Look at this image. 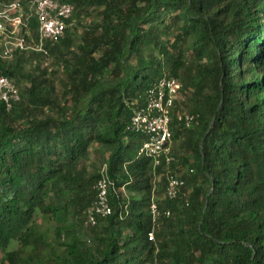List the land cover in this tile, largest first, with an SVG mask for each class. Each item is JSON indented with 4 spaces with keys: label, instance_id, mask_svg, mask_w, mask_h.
Wrapping results in <instances>:
<instances>
[{
    "label": "trees",
    "instance_id": "obj_1",
    "mask_svg": "<svg viewBox=\"0 0 264 264\" xmlns=\"http://www.w3.org/2000/svg\"><path fill=\"white\" fill-rule=\"evenodd\" d=\"M60 1L74 13L46 43L52 67L0 59L27 83L11 110L0 102V263L264 264V0ZM164 76L183 88L174 162L155 167L130 125ZM105 165L112 214L92 226Z\"/></svg>",
    "mask_w": 264,
    "mask_h": 264
},
{
    "label": "built area",
    "instance_id": "obj_2",
    "mask_svg": "<svg viewBox=\"0 0 264 264\" xmlns=\"http://www.w3.org/2000/svg\"><path fill=\"white\" fill-rule=\"evenodd\" d=\"M74 13V6L60 0H14L9 4H0V59L10 62L17 52L49 55L46 43L60 42L66 35ZM36 21V30L31 23ZM182 83L175 78L164 76L151 87L144 108L137 111L131 121L130 129L143 136L139 156L150 157L154 165L159 166L165 158L168 164L174 162L171 156L172 132L171 115L176 101L181 97ZM21 101V92L16 83L0 72V102L11 110L15 103ZM186 127L198 124L199 115H179ZM105 165L101 177L96 183V198L88 213L87 224L95 226L100 218L112 214L109 192L113 182L108 177ZM185 185L179 175L169 174L165 195L169 199L178 196ZM153 216L159 215L158 205L151 206ZM169 214V213H168ZM149 240H154L153 232Z\"/></svg>",
    "mask_w": 264,
    "mask_h": 264
},
{
    "label": "rangeland",
    "instance_id": "obj_3",
    "mask_svg": "<svg viewBox=\"0 0 264 264\" xmlns=\"http://www.w3.org/2000/svg\"><path fill=\"white\" fill-rule=\"evenodd\" d=\"M13 1L14 0H0V4H9V3L13 2ZM94 15H95V12H92V14L90 16H85V18L82 19V22L88 23L90 20H92L95 17ZM80 30H81V28H80ZM3 37H4V35L3 36L0 35V40ZM78 44H79V42L77 41L76 42V45H78ZM40 56H42V58L41 57L38 58V57L30 56L31 64L32 65L27 64L26 65V69L29 70L31 68V66L32 67L33 66L37 67L39 65L41 66V68H49V67H52L51 65H52L53 62H52V59L50 57H47V56H44V55H41V54H40ZM15 58H16V55H15L14 59ZM13 60H11L10 62H12ZM26 84L27 83L25 81H21V82L16 83V85H17V87H18V89H19L20 92H21V89L24 88V86ZM186 170H188V169L185 168L184 170H181L180 172H178V174L177 173L176 174L177 175H181ZM179 173H181V174H179ZM42 228L47 231V233H48V235L50 237V241L55 246H58V242L56 241V238L54 236L55 223L52 220H50V221L49 220H44V223L42 225ZM0 259H1V254H0Z\"/></svg>",
    "mask_w": 264,
    "mask_h": 264
}]
</instances>
